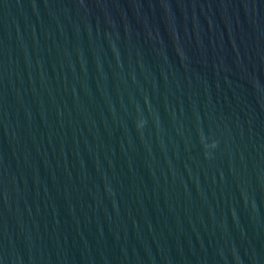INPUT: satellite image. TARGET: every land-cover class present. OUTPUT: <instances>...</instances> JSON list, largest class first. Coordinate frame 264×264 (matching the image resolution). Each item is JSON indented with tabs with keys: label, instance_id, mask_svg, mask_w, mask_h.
I'll return each instance as SVG.
<instances>
[{
	"label": "water",
	"instance_id": "95a60500",
	"mask_svg": "<svg viewBox=\"0 0 264 264\" xmlns=\"http://www.w3.org/2000/svg\"><path fill=\"white\" fill-rule=\"evenodd\" d=\"M0 264H264V0H0Z\"/></svg>",
	"mask_w": 264,
	"mask_h": 264
}]
</instances>
